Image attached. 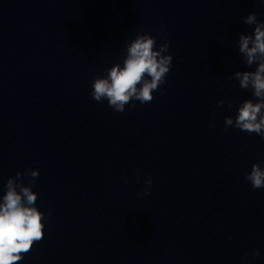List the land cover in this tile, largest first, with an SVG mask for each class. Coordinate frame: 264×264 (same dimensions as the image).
<instances>
[{"label":"clouds","instance_id":"1","mask_svg":"<svg viewBox=\"0 0 264 264\" xmlns=\"http://www.w3.org/2000/svg\"><path fill=\"white\" fill-rule=\"evenodd\" d=\"M242 19L245 25L255 27L252 34H239L238 52L246 66L256 64L257 67L254 71H236L231 78L239 82L241 89L251 90L255 102L246 99L239 105L235 117L226 116L225 130L238 128L264 138V22L258 21L255 12ZM156 44V38L150 33H137L135 39L126 44L123 66L117 63L106 70V76L94 79L92 98L97 102L107 100L108 106L120 113L134 100L140 104L151 103L153 92L160 90L165 83L173 60L171 54H166L170 46L166 39L158 48ZM224 104V100L217 102L218 107ZM29 176L32 180L25 185L23 178ZM38 176V170L29 169L24 173L17 172L5 184L6 192L0 202V264H18L23 255L31 251L33 244L43 239L45 214L35 206L38 196L32 190ZM136 177L139 182V169ZM245 180L253 189L264 188V169L253 164ZM124 182H128L127 178ZM151 185L152 180L148 178L144 195H150L148 188ZM248 255L244 253L245 257ZM251 255L258 256L259 252L253 251Z\"/></svg>","mask_w":264,"mask_h":264}]
</instances>
